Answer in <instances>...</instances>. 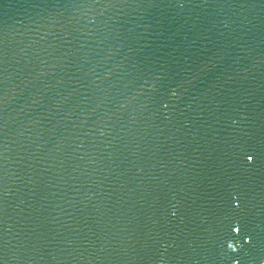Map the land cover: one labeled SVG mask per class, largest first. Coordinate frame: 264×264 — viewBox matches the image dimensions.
Masks as SVG:
<instances>
[{
  "label": "water",
  "instance_id": "water-1",
  "mask_svg": "<svg viewBox=\"0 0 264 264\" xmlns=\"http://www.w3.org/2000/svg\"><path fill=\"white\" fill-rule=\"evenodd\" d=\"M0 264H264V0H0Z\"/></svg>",
  "mask_w": 264,
  "mask_h": 264
},
{
  "label": "snow or ice",
  "instance_id": "snow-or-ice-1",
  "mask_svg": "<svg viewBox=\"0 0 264 264\" xmlns=\"http://www.w3.org/2000/svg\"><path fill=\"white\" fill-rule=\"evenodd\" d=\"M251 159H252V157H249V160H251ZM236 231L239 232V228H237Z\"/></svg>",
  "mask_w": 264,
  "mask_h": 264
},
{
  "label": "clouds",
  "instance_id": "clouds-1",
  "mask_svg": "<svg viewBox=\"0 0 264 264\" xmlns=\"http://www.w3.org/2000/svg\"><path fill=\"white\" fill-rule=\"evenodd\" d=\"M233 250H235V249H233Z\"/></svg>",
  "mask_w": 264,
  "mask_h": 264
}]
</instances>
